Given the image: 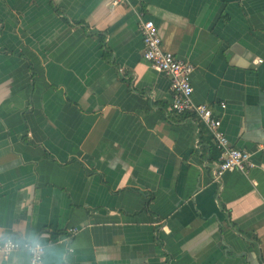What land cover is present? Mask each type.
<instances>
[{
  "label": "crops",
  "instance_id": "0c3cea01",
  "mask_svg": "<svg viewBox=\"0 0 264 264\" xmlns=\"http://www.w3.org/2000/svg\"><path fill=\"white\" fill-rule=\"evenodd\" d=\"M141 17L194 65L192 101L245 172L214 179L211 133L169 110ZM6 236L39 239L42 264H264V0H0Z\"/></svg>",
  "mask_w": 264,
  "mask_h": 264
},
{
  "label": "built area",
  "instance_id": "2783aa9c",
  "mask_svg": "<svg viewBox=\"0 0 264 264\" xmlns=\"http://www.w3.org/2000/svg\"><path fill=\"white\" fill-rule=\"evenodd\" d=\"M138 29L142 36V57L154 69L166 75L170 81L171 101L169 110L181 115L190 113L203 123L211 133L213 143L219 151L217 161L213 164V177L218 180L226 171L238 170L245 172L253 164L250 152L230 145L224 131L221 129L220 115H215L206 103L192 101L193 88L190 76L194 69L192 63L179 59L173 53L162 48V39L156 24L149 18L141 17ZM262 63L263 59H256ZM221 109L226 107L220 103ZM67 232L73 236L75 228H68ZM16 251H24L28 256V264H42L45 255V245L39 239L18 238L6 236L0 238V254L8 257Z\"/></svg>",
  "mask_w": 264,
  "mask_h": 264
}]
</instances>
